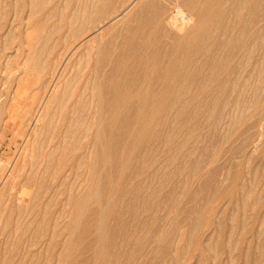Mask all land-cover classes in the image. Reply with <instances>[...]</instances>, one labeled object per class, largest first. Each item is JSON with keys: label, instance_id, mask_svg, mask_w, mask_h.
Returning a JSON list of instances; mask_svg holds the SVG:
<instances>
[{"label": "rangeland", "instance_id": "obj_1", "mask_svg": "<svg viewBox=\"0 0 264 264\" xmlns=\"http://www.w3.org/2000/svg\"><path fill=\"white\" fill-rule=\"evenodd\" d=\"M0 264H264V0H0Z\"/></svg>", "mask_w": 264, "mask_h": 264}, {"label": "bare ground", "instance_id": "obj_2", "mask_svg": "<svg viewBox=\"0 0 264 264\" xmlns=\"http://www.w3.org/2000/svg\"><path fill=\"white\" fill-rule=\"evenodd\" d=\"M40 113V112H39ZM26 148V147H25ZM24 149V148H23ZM14 188V187H13Z\"/></svg>", "mask_w": 264, "mask_h": 264}]
</instances>
